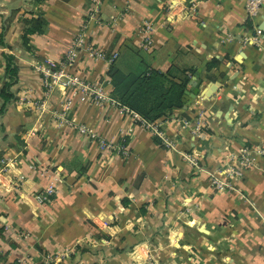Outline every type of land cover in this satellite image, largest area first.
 I'll return each mask as SVG.
<instances>
[{
	"label": "crops",
	"instance_id": "crops-1",
	"mask_svg": "<svg viewBox=\"0 0 264 264\" xmlns=\"http://www.w3.org/2000/svg\"><path fill=\"white\" fill-rule=\"evenodd\" d=\"M245 1L0 0V87L4 55L17 67L16 99L0 115V264H264V157L239 193L208 180L244 146L264 145V2L249 18ZM95 8L100 19L87 22L84 40L104 57L79 51L68 72L102 82L112 98V64L124 73L193 69L190 80L200 79L189 105L156 121L162 136L114 103L76 98L66 110L67 89L45 95L38 66L61 60ZM39 15L44 32L28 33L24 21ZM62 111L110 142L122 138L129 154L100 152ZM49 184V201L36 202ZM187 210L194 221L182 218ZM184 227L194 237L172 242Z\"/></svg>",
	"mask_w": 264,
	"mask_h": 264
},
{
	"label": "built area",
	"instance_id": "built-area-1",
	"mask_svg": "<svg viewBox=\"0 0 264 264\" xmlns=\"http://www.w3.org/2000/svg\"><path fill=\"white\" fill-rule=\"evenodd\" d=\"M264 0H246L245 1V11L249 18H252L256 13H258ZM91 19H100V13L98 9H93L87 14V21H84L80 31L72 39L68 47L66 48L61 60H53L47 58L43 61V67L38 66V71H41L44 75L43 85L46 88L45 95L53 90L54 87L61 85L63 89L68 90V95L65 98L64 107L69 109L74 99L80 98L82 100H90L94 103L103 104L104 102H111L118 105L122 111L130 112L140 121L142 125L149 128L153 134L156 136H162L159 130L158 122H148L141 118L137 113L130 111L126 106L122 105L118 100H115L105 91L102 82L99 81H87L83 78L80 73L77 72H68L75 63L79 51H84L86 55L93 59H100L104 57V53L101 50L95 49L89 43L84 40V28H86L87 22ZM143 31V46L150 48L152 46V23L149 21H144L142 24ZM255 40H258V35H255ZM118 54L113 53L109 61L112 62L117 58ZM35 104V103H34ZM43 102L40 104L36 103V106L42 107ZM35 106V105H34ZM60 120L67 124L68 126L74 128L79 134L87 137L88 140L97 144V147L100 152L103 153H118L123 156L128 155V149L124 143V140L121 138L119 143L110 142L103 137H100L98 133L90 126L84 123H76L72 119L68 118L64 111L60 115ZM202 128V124L198 122L195 127V132L199 133ZM163 138V137H162ZM165 145L171 147V143L165 141ZM259 156H264V145L262 147H249L244 146L239 152V163L240 165L251 164ZM186 159L191 163H195L194 154L186 155ZM233 172V170H232ZM237 175L240 174L237 171ZM217 185L222 187L220 183L217 182ZM54 185H47L42 191L34 195L36 202L42 204L49 201L50 196L54 193ZM7 227V226H5ZM49 259V258H48ZM47 259V260H48ZM3 264H14V262H6Z\"/></svg>",
	"mask_w": 264,
	"mask_h": 264
},
{
	"label": "trees",
	"instance_id": "trees-1",
	"mask_svg": "<svg viewBox=\"0 0 264 264\" xmlns=\"http://www.w3.org/2000/svg\"><path fill=\"white\" fill-rule=\"evenodd\" d=\"M28 33H42L46 27V20L39 15L25 20ZM2 36L0 41L2 42ZM5 80L0 87V115L3 114L7 104L16 99L11 90L17 78V67L12 55H4ZM219 61L213 59L207 68L218 65ZM193 69H173L166 71L145 69L142 72L124 73L114 64L108 71L107 77L112 86V95L122 105L126 106L148 122L167 120L173 111L182 108L185 103L187 86ZM4 257L0 256V260Z\"/></svg>",
	"mask_w": 264,
	"mask_h": 264
},
{
	"label": "rangeland",
	"instance_id": "rangeland-1",
	"mask_svg": "<svg viewBox=\"0 0 264 264\" xmlns=\"http://www.w3.org/2000/svg\"><path fill=\"white\" fill-rule=\"evenodd\" d=\"M238 157H239V153L234 154V157H232V162L229 165L228 164L221 166L219 165L214 167L212 170L208 171L209 172L208 180L212 190L219 192L223 191V192H237V193L242 191V188H240L239 186L242 185V180L244 179V177L247 174L253 172L258 159L256 158V160L253 161L250 165L246 164L242 166L239 163ZM259 157H264V156H259ZM237 171L240 172L239 175H237L238 173ZM217 182L220 183L222 187L218 186ZM188 211L189 210L186 211L187 212L186 215H182V218L186 221V223H188L189 221H194L193 220L194 215H192L193 219L192 218L190 219L188 215ZM185 229H184V234L183 232L173 230L172 234H170V237L172 239L171 241L174 242L176 240L177 242H179L182 240L183 237L184 238L186 236L194 237V232L191 229L189 228H187L186 230Z\"/></svg>",
	"mask_w": 264,
	"mask_h": 264
},
{
	"label": "water",
	"instance_id": "water-1",
	"mask_svg": "<svg viewBox=\"0 0 264 264\" xmlns=\"http://www.w3.org/2000/svg\"><path fill=\"white\" fill-rule=\"evenodd\" d=\"M190 85L191 87L185 91L186 95L188 96V100L185 103V107L187 105H189L193 99L195 98V96L198 94L199 92V85L201 83L200 79H196L195 77H192L190 80Z\"/></svg>",
	"mask_w": 264,
	"mask_h": 264
}]
</instances>
